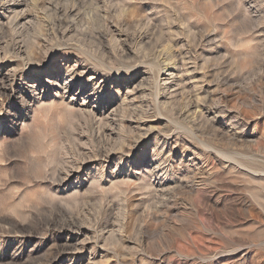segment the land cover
Wrapping results in <instances>:
<instances>
[{
    "label": "rangeland",
    "instance_id": "374dc122",
    "mask_svg": "<svg viewBox=\"0 0 264 264\" xmlns=\"http://www.w3.org/2000/svg\"><path fill=\"white\" fill-rule=\"evenodd\" d=\"M0 264H264V0H0Z\"/></svg>",
    "mask_w": 264,
    "mask_h": 264
},
{
    "label": "bare ground",
    "instance_id": "6f19581e",
    "mask_svg": "<svg viewBox=\"0 0 264 264\" xmlns=\"http://www.w3.org/2000/svg\"><path fill=\"white\" fill-rule=\"evenodd\" d=\"M33 2H34V0H33ZM39 2V1H38ZM30 3V2H29ZM2 4V3H1ZM16 14V13H15ZM17 16V15H16ZM19 17V16H18ZM15 18V17H14ZM17 19V18H16ZM30 24V23H29ZM32 25V24H31ZM141 37V36H140ZM167 47V46H166ZM169 49V48H168ZM170 50H172L171 48H170ZM25 51V50H24ZM158 51V50H157ZM165 51H166V49H165ZM30 52H32V51H29V56H30ZM167 52V51H166ZM173 55V54H172ZM33 56V55H32ZM31 56V57H32ZM162 56V55H161ZM160 56V57H161ZM30 57V58H31ZM173 57H175V56H173ZM183 57V56H182ZM152 59V58H151ZM156 59V58H155ZM154 59V60H155ZM161 59V58H160ZM173 59H175V58H172L171 56H169V54L167 55V57H165L164 56V60H161L162 61V63H159L161 66L162 65H164L163 67H164V69H165V75H169V77L171 78L172 76H174V72L173 71H171L172 70V68L174 67V62H173ZM153 60V61H154ZM160 61V62H161ZM152 62V61H151ZM157 62V61H156ZM149 63V62H148ZM158 63V62H157ZM183 64L185 63L184 61L182 62ZM154 64V63H153ZM152 65V64H151ZM153 66V65H152ZM157 66V65H156ZM12 75V74H11ZM14 76V75H13ZM6 79V78H5ZM169 79V78H168ZM148 80V79H147ZM170 80V79H169ZM172 80V79H171ZM166 81L167 80H165V82L164 83H166ZM140 86V85H139ZM153 92V91H152ZM142 97V96H141ZM202 98V97H201ZM207 99V98H206ZM215 99V98H214ZM140 100V99H139ZM202 101V100H201ZM200 101V102H201ZM215 101V100H214ZM219 102V101H218ZM217 102V103H218ZM122 103V102H121ZM195 103H199V102H197V101H195ZM202 103V102H201ZM212 103H214V102H212ZM123 104V103H122ZM121 104V105H122ZM203 104H204V102H203ZM123 107V106H122ZM129 107V106H128ZM120 108V107H119ZM121 109H123V108H121ZM126 109V108H125ZM81 112V111H80ZM87 113V112H86ZM91 114V113H90ZM205 182V181H204ZM205 184V183H204ZM198 185H200V184H198Z\"/></svg>",
    "mask_w": 264,
    "mask_h": 264
}]
</instances>
